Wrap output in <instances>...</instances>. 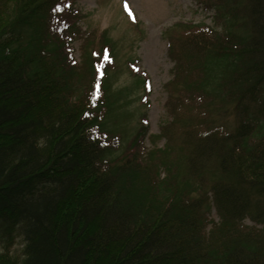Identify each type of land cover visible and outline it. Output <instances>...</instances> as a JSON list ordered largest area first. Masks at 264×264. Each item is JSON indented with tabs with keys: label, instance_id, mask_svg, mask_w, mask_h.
Listing matches in <instances>:
<instances>
[{
	"label": "trees",
	"instance_id": "obj_1",
	"mask_svg": "<svg viewBox=\"0 0 264 264\" xmlns=\"http://www.w3.org/2000/svg\"><path fill=\"white\" fill-rule=\"evenodd\" d=\"M73 1L0 0V264H264V0L170 34L155 147L106 126L119 64Z\"/></svg>",
	"mask_w": 264,
	"mask_h": 264
},
{
	"label": "rangeland",
	"instance_id": "obj_2",
	"mask_svg": "<svg viewBox=\"0 0 264 264\" xmlns=\"http://www.w3.org/2000/svg\"><path fill=\"white\" fill-rule=\"evenodd\" d=\"M216 0H74L80 15L82 31L93 32L97 44L104 34L114 47L118 68L110 78L113 110L107 116L110 129L125 137L144 125L148 147L161 146L160 126L169 120L165 108L164 85L171 79L172 61L167 55L168 37L185 25L203 24L223 28V17L217 15ZM75 44V57L80 52ZM212 58V57H210ZM216 59H210L215 67ZM131 70V73L128 70ZM135 74H132V72ZM139 77V78H137ZM231 116L224 120L229 121ZM223 120L219 118L218 121ZM154 136V142L150 139ZM18 237L10 248L19 255Z\"/></svg>",
	"mask_w": 264,
	"mask_h": 264
}]
</instances>
